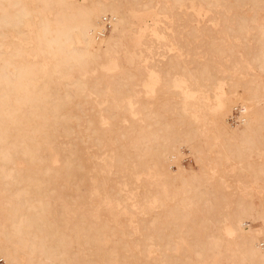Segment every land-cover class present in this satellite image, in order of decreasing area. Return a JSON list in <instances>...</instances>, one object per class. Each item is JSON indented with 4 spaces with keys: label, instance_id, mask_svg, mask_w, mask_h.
Instances as JSON below:
<instances>
[{
    "label": "bare ground",
    "instance_id": "1",
    "mask_svg": "<svg viewBox=\"0 0 264 264\" xmlns=\"http://www.w3.org/2000/svg\"><path fill=\"white\" fill-rule=\"evenodd\" d=\"M227 169L263 193L264 0H0L3 264H264Z\"/></svg>",
    "mask_w": 264,
    "mask_h": 264
},
{
    "label": "rangeland",
    "instance_id": "2",
    "mask_svg": "<svg viewBox=\"0 0 264 264\" xmlns=\"http://www.w3.org/2000/svg\"><path fill=\"white\" fill-rule=\"evenodd\" d=\"M177 20V19H176ZM178 22L176 23V24H172L171 25V27L174 29V30H184V31H188V30H190L191 29V27H192V23H188V19L187 18H185L184 17V20H177ZM111 26H112V24H111ZM111 26L109 27V28H107V30H109V31H113L114 30V28H113V26H112V29H111ZM173 30H171L170 29V31H169V33H173L172 32ZM197 38H199V39H201V40H205L206 38H205V36H202V35H198V37ZM196 38V39H197ZM194 40V39H193ZM185 41V40H184ZM183 41V42H184ZM182 42V43H183ZM176 46H177V48H176ZM175 49L173 50H168L169 51V53H165V56H169L170 54H173V53H175V52H178V50L179 51H182V52H184V55H183V58L184 59H186L187 58V61H190L189 59H192V56H194L193 54H195V52H199V51H201L200 49L199 50H196L195 52L192 50L194 47H195V44L194 43H191V44H189V45H185V46H183L181 43H177L175 46ZM161 50H159V52H160ZM154 53H157V51H155L154 50ZM150 54V53H149ZM188 54V55H187ZM236 56V55H235ZM164 58V56L163 55H157L156 56V58ZM196 57V56H195ZM237 57V56H236ZM192 65H194V64H192ZM148 95V97L149 98H151L152 99V97H154L155 96V94H147ZM236 104H241V103H236ZM235 104V105H236ZM234 105V106H235ZM233 106V107H234ZM228 123L229 124H231V125H234L235 127H238V126H240V124H241V122H239V123H236V124H232V123H230L229 122V120H228ZM81 128H83V126L81 127ZM84 129V128H83ZM68 137H65V139H67ZM93 148V147H92ZM92 148H91V152H96L95 150H97V151H99L98 149H97V147H96V149L94 150V148H93V150H92ZM100 152V151H99ZM99 152H96L97 154L99 153ZM182 152H185L184 153V155H183V157L181 158V163L182 164H184V165H189V163H193L194 164V160H193V157L192 156H190V155H187L186 153H188V149L186 148V147H182ZM89 155H91V153L89 152L88 153ZM100 154V153H99ZM98 154V155H99ZM255 160L256 159H258L259 160V158H254ZM100 161V162H99ZM97 162L99 163V165L102 163L103 164V161L101 160V155H100V158H98L97 159ZM251 162H255V161H251ZM102 164L100 165V166H102ZM196 165V166H195ZM194 166L195 167H197V164H194ZM172 170H173V172H175L176 170H177V166L176 165H173L172 166ZM226 177L225 178H227L226 180V183L228 184V185H230V188H229V186H228V188H227V190H229V191H234L236 194L239 192V190L241 189H243L244 191H246V192H248V193H250V195L248 196V198H251L253 195H255V196H259V198L261 199H263V195H264V190H263V193H262V190H254V189H252V187L250 186V185H248V183L246 184V183H244V182H240L239 181V177L240 176H238L239 174H237L236 172H233V171H231V170H229V169H227V171H226ZM228 176V177H227ZM238 176V177H237ZM238 184H240L239 186H238ZM238 188V189H237ZM240 188V189H239ZM237 190V192H236V190ZM251 190H254V191H251ZM261 191V192H260ZM179 193V192H178ZM95 198H96V200L94 199V201L92 202V203H94V205H96V204H98L99 202H98V198H100V197H98V195H96L95 194V196H94ZM96 215H99V214H95L94 215V217L96 218V219H99L100 217L99 216H96ZM134 221V222H133ZM132 224H133V226H136V221H135V219H134V217H133V219H132ZM246 228H248V226H246ZM263 247H264V242H262V244H261ZM4 263V260H1L0 261V264H3Z\"/></svg>",
    "mask_w": 264,
    "mask_h": 264
},
{
    "label": "built area",
    "instance_id": "3",
    "mask_svg": "<svg viewBox=\"0 0 264 264\" xmlns=\"http://www.w3.org/2000/svg\"><path fill=\"white\" fill-rule=\"evenodd\" d=\"M102 20L104 23V28H103V30H98L96 33L97 35L103 34L104 31L110 27L112 18L109 15H105V16H103ZM243 117H244V110H243L242 105L236 104L231 109V112L228 116V120L230 123L236 124V123L241 122L243 120ZM0 261H1V259H0Z\"/></svg>",
    "mask_w": 264,
    "mask_h": 264
}]
</instances>
